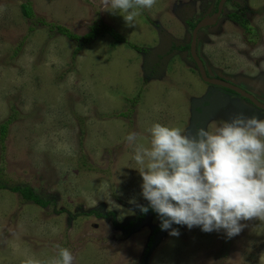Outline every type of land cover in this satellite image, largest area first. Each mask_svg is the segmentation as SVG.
<instances>
[{"label": "rangeland", "instance_id": "rangeland-1", "mask_svg": "<svg viewBox=\"0 0 264 264\" xmlns=\"http://www.w3.org/2000/svg\"><path fill=\"white\" fill-rule=\"evenodd\" d=\"M217 1L156 0L129 27L100 0H0V125L9 120L0 143V264H53L61 248L73 264H264V219L241 220L229 238L223 229L174 223L162 230L154 210H140L149 202L134 156L138 145L151 146L154 124L194 135L214 133L235 115L264 119L217 90L201 109L212 87L186 49L188 22L211 14ZM26 2L37 18L75 36L93 25L98 35L84 44L29 22ZM106 26L147 53L112 46L100 34ZM197 47L210 75L264 104V0L227 1ZM14 186L31 187L49 204L23 202Z\"/></svg>", "mask_w": 264, "mask_h": 264}, {"label": "clouds", "instance_id": "clouds-1", "mask_svg": "<svg viewBox=\"0 0 264 264\" xmlns=\"http://www.w3.org/2000/svg\"><path fill=\"white\" fill-rule=\"evenodd\" d=\"M156 0H100L102 10L122 13L134 27L142 9ZM150 147L138 145L134 159L142 167V196L161 217L160 227L174 223L204 232L239 234L241 220L264 219V119L235 115L214 133L198 129L183 134L178 127L154 124ZM137 134L129 133L131 143ZM147 161V163H146ZM147 213L148 207H141ZM170 235H179L172 229ZM53 264H73L66 249Z\"/></svg>", "mask_w": 264, "mask_h": 264}, {"label": "trees", "instance_id": "trees-1", "mask_svg": "<svg viewBox=\"0 0 264 264\" xmlns=\"http://www.w3.org/2000/svg\"><path fill=\"white\" fill-rule=\"evenodd\" d=\"M21 12H22V16L27 21H29V22L37 21L38 23H40L44 27L48 28L49 30H52L53 28H55L60 33V35L66 37L67 39L77 40V41H80V42L86 44L87 41H89L91 39H95V37H97V35H98V32H97L98 29L96 28V25L91 26L89 28V32L80 38L78 36H75V34L71 33L67 28H65L63 26L54 25L52 23H47L45 20L36 17V15H35V13H34L29 2L23 3L21 5ZM228 17L231 18L233 21L237 22L242 28L248 29L247 25L245 24V20L242 17H240L239 15H237L236 13H230L228 15ZM188 25L190 28L194 27V24H192V23L188 22ZM100 31H101L100 34H102V36H109L111 38V41H112L111 45L112 46H114L115 44H122L125 47H129L131 49H134L138 53H147L146 50L139 49L135 45L130 44L128 42V40L126 39V37L117 33L111 27H108V26L102 27V30H100ZM186 49L189 50V46H187ZM7 123L9 124V120L0 125V143L1 144L3 143L4 138H5ZM4 188H5V185L0 182V189H4ZM11 190H12V192L18 193L23 202L33 203L35 205H39L41 208H44L49 204V201H45L39 194H37L29 186H14L11 188ZM143 207H148L147 213H153L154 212L149 204H147ZM87 213L89 214V212H87ZM145 214L146 213H143L142 216ZM147 245H148V247L151 246V238H150Z\"/></svg>", "mask_w": 264, "mask_h": 264}, {"label": "water", "instance_id": "water-1", "mask_svg": "<svg viewBox=\"0 0 264 264\" xmlns=\"http://www.w3.org/2000/svg\"><path fill=\"white\" fill-rule=\"evenodd\" d=\"M226 2V0H220L217 6V11L214 13L211 17H204L202 18L198 24L195 26L192 32V38H191V44H190V55L192 60L194 61L199 76L201 80L205 83L218 86L220 88H225L231 92L236 93L239 97L244 98L248 100L252 105L257 107L258 109H261L264 111V105L260 103L254 96L251 94H248L247 92L241 90L240 88L236 87L232 83L222 80V79H216V78H209L205 72L204 66L202 61L199 59L196 53V36L200 29L205 28L207 26L214 25L218 18L220 17L223 9V5Z\"/></svg>", "mask_w": 264, "mask_h": 264}, {"label": "flooded vegetation", "instance_id": "flooded-vegetation-1", "mask_svg": "<svg viewBox=\"0 0 264 264\" xmlns=\"http://www.w3.org/2000/svg\"><path fill=\"white\" fill-rule=\"evenodd\" d=\"M219 1L220 0H218L217 1V5H216V8L213 10V12L211 13V14H209V15H206V16H204V17H211L214 13H216V11H217V6H218V3H219ZM227 1H229V0H226V2L224 3V5L227 3ZM224 5H223V7H224ZM222 12H223V9H222ZM221 15H222V13H221ZM221 15H220V17H221ZM203 17V18H204ZM220 17L218 18V20H217V22L214 24V25H212V26H207V27H205V28H202V29H200L199 31H198V33H197V36H196V53H197V46H198V35H199V32L200 31H202L203 29H206V28H212V27H215L216 25H217V23H218V21H219V19H220ZM231 19V18H230ZM201 20V19H200ZM199 20V21H200ZM232 20V19H231ZM198 21V22H199ZM198 22L194 25V27L192 28V32H193V29L195 28V26L198 24ZM235 22V21H234ZM191 38H192V34H191ZM191 38H190V43H189V56H190V59H191V61H192V63H194V61L192 60V58H191V55H190V44H191ZM198 56V55H197ZM200 59V58H199ZM201 60V59H200ZM202 61V60H201ZM203 63V62H202ZM194 65H195V63H194ZM203 66H204V69H205V72H206V74H207V76L209 77V78H216V79H221L220 77L218 78V77H214L213 75H210L209 74V72H208V70H206V66H205V64H203ZM195 68L197 69V67H196V65H195ZM198 71V70H197ZM225 79V78H224ZM224 79H222V80H224ZM205 83V82H204ZM206 84H208V83H206ZM208 85H210L211 87H212V90L210 91V93L207 95V96H205L206 98L204 99V101H203V103H202V106H201V109H203L204 108V103L205 102H207L208 100H209V98H210V96L214 93V92H216V90L217 91H220V94L222 93V95H231V96H234V97H238V98H240V99H242V100H244V101H246V102H248L251 106H253L255 109H257V110H261V109H258L257 107H255L254 105H252L248 100H246V99H244V98H241V97H239L236 93H234V92H231V91H229V90H227V89H225V88H220V87H218V86H215V85H211V84H208ZM259 101V100H258ZM260 102V101H259ZM261 103V102H260ZM263 103V102H262ZM264 105V104H263ZM261 111H263V110H261Z\"/></svg>", "mask_w": 264, "mask_h": 264}]
</instances>
